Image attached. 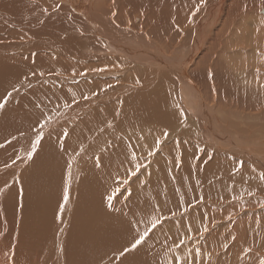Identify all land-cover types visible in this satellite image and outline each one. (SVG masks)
Listing matches in <instances>:
<instances>
[{"label": "bare ground", "instance_id": "bare-ground-1", "mask_svg": "<svg viewBox=\"0 0 264 264\" xmlns=\"http://www.w3.org/2000/svg\"><path fill=\"white\" fill-rule=\"evenodd\" d=\"M263 4L0 0V264H102L164 217L150 202L197 201L179 175L205 204L264 208ZM161 225L137 254L168 253ZM140 255L120 264H156Z\"/></svg>", "mask_w": 264, "mask_h": 264}, {"label": "rangeland", "instance_id": "rangeland-1", "mask_svg": "<svg viewBox=\"0 0 264 264\" xmlns=\"http://www.w3.org/2000/svg\"><path fill=\"white\" fill-rule=\"evenodd\" d=\"M46 137L47 135L44 136V138ZM134 161H135V165L139 163L142 166L140 170H143L144 169L143 166H146L143 165L142 162L139 160H134ZM132 171H135V167L130 170V172ZM137 174L139 176L143 175L142 171H138ZM179 181L184 196L188 195L192 190H196L198 195V199L196 202L187 203V206L184 207V209L180 210L178 214L169 215L170 213L163 207L164 204L163 201L159 202L160 199L158 198L157 199L158 202H150L157 204L152 206L150 212L148 211V214L152 213L153 215H155L157 212L156 210L159 208L161 204L162 208L166 211L164 217L169 215V221L171 220L172 222H170L168 225L174 227L173 232L175 231V233H170L167 227L163 225L167 221V219H165L164 217L157 216L156 219L148 218L149 224L145 227V230H147L150 233L149 236H151L154 232V229L152 228V221L156 220L157 225L159 226L160 224H162L161 225L162 228L159 230L158 234L167 239V246L169 248L168 253H166L165 255L162 253L163 256H160L162 254H157L153 249L152 251L154 252L145 254V256L143 257L142 255L137 254L136 251L142 253L141 249L142 248L144 249V244H145L144 243L143 245L137 248L138 250L136 249L135 251H132L131 253H129V255L122 248L114 250V254L112 257H109L108 254L106 253L103 258L102 264H120V261L123 259V257L126 256L132 257L135 255L137 256L140 255L141 258L149 259L156 264H170V263L173 264L228 263L229 264V262L227 261H229L230 259H234V257L237 254L236 253L234 255L233 249L238 247H241L240 249L241 252L239 253H241L242 260L238 261L236 264H259L262 261H264V254H262L264 253V250L263 248L259 247L264 245V231H263L264 217L262 218L260 217L262 212L264 213V208L261 205L254 206V208L252 209L239 208V210L235 212L233 208H235V206H238L239 204H243L247 200L243 199L238 201H231L230 203L228 201V202H224L223 204H218V203L212 204L206 202L205 204L203 202L205 200L207 201L208 199L206 196L208 187L197 186L193 183L194 180L190 178L184 180V176L182 175H179ZM176 190L179 189L177 188ZM119 192L117 194L118 196L121 195L122 191L120 193ZM128 198L130 199L131 196L130 195L124 196L122 200L124 199L128 202L129 201ZM255 201L261 202L260 199H255ZM200 202H202L204 206L212 205L211 206L212 208L210 207V209L213 210L215 213H217L218 217L216 218L213 215L209 219H206L207 217L203 215L204 213H199V211L204 207L203 204H201V206H198V203ZM216 204L219 206H217ZM120 205L122 207V205H126V204L122 203ZM215 208H217V210H215ZM123 210L124 212L121 213V216H124L129 213V211H126V209ZM162 218H163V222L158 224V222ZM249 223L258 225L263 235H261V233L258 232L257 229H254L252 225H249ZM178 235H179V241H178ZM182 236L183 238H181ZM207 236H209V239H207ZM185 246L188 248V250ZM247 247L250 248L245 250V248ZM259 254L260 255L262 254L261 255L262 257ZM186 255L187 256L190 255L188 256L189 258H187Z\"/></svg>", "mask_w": 264, "mask_h": 264}, {"label": "snow or ice", "instance_id": "snow-or-ice-1", "mask_svg": "<svg viewBox=\"0 0 264 264\" xmlns=\"http://www.w3.org/2000/svg\"><path fill=\"white\" fill-rule=\"evenodd\" d=\"M9 97L11 96V93L8 94ZM7 103V101H4L3 103H0V109H3L5 104ZM47 119V118H46ZM46 123H40L39 124V128L36 130V138L34 143L31 145V149L32 151L29 152L28 154V158L30 159L32 157V154L35 152L37 146H39L43 140V129L46 127ZM65 137H67L68 133L65 132L64 133ZM165 136H167V133H165ZM159 141H157V147L159 146ZM151 154V153H150ZM133 160H135V155H133ZM141 165L139 163H137L135 165V171H132L130 174L131 175H136V173L140 170ZM261 179H264V176L261 177ZM109 200V207L112 206L111 201H112V197L110 196L108 198ZM157 227V221L153 220L152 221V228L155 229ZM150 235V233L145 230L143 233H140L138 236L134 237L133 241L130 243L129 247L127 249H125V251H135L139 246H141L143 243H145V241L147 240L148 236ZM261 264H264V261L261 262Z\"/></svg>", "mask_w": 264, "mask_h": 264}, {"label": "water", "instance_id": "water-1", "mask_svg": "<svg viewBox=\"0 0 264 264\" xmlns=\"http://www.w3.org/2000/svg\"><path fill=\"white\" fill-rule=\"evenodd\" d=\"M263 13V12H262Z\"/></svg>", "mask_w": 264, "mask_h": 264}]
</instances>
